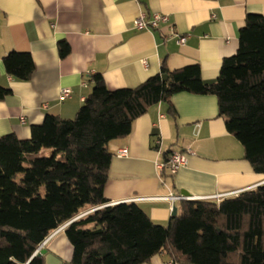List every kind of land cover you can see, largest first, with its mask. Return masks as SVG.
Instances as JSON below:
<instances>
[{
  "label": "trees",
  "instance_id": "trees-1",
  "mask_svg": "<svg viewBox=\"0 0 264 264\" xmlns=\"http://www.w3.org/2000/svg\"><path fill=\"white\" fill-rule=\"evenodd\" d=\"M243 22L237 49L223 58L214 82L202 80L196 63L169 69L163 62L137 86L114 90L95 73L73 118L47 114L30 126L26 139L0 136V264H44L35 250L67 222L71 264H142L158 253L170 264H264V182L219 201L182 200L166 226L134 202L74 219L107 203L108 142L126 137L154 104L166 102L174 114L170 98L178 92L214 95L218 116L242 144L244 159L264 175V15L248 13ZM57 51L65 57L68 43L60 40ZM2 64L22 81L34 69L27 51H8ZM10 93L0 85V100Z\"/></svg>",
  "mask_w": 264,
  "mask_h": 264
},
{
  "label": "crops",
  "instance_id": "crops-1",
  "mask_svg": "<svg viewBox=\"0 0 264 264\" xmlns=\"http://www.w3.org/2000/svg\"><path fill=\"white\" fill-rule=\"evenodd\" d=\"M140 12L163 13L168 20L153 30L137 29L133 21ZM248 13L264 15V0H0V85L11 89L0 100V136L14 133L26 139L30 126L47 114L73 118L95 73L114 90L137 86L158 73L163 62L169 69L196 63L202 80L214 82L223 58L237 49L238 29ZM175 34L185 35V42L178 44ZM60 40L69 45L63 58L57 51ZM10 50L30 53L34 69L28 80L5 72L2 57ZM62 88L71 91L65 99L59 98ZM170 104L174 114L168 103L154 104L134 120L126 137L108 142L107 202L179 195L181 190L187 196L217 195L264 182V175L244 159L240 141L226 130L214 95L178 92ZM121 148L125 156L116 155ZM186 148L193 151L187 164L159 176L156 163ZM134 203L166 226L180 201ZM44 249V264H71L64 228ZM170 263L158 253L142 264Z\"/></svg>",
  "mask_w": 264,
  "mask_h": 264
},
{
  "label": "built area",
  "instance_id": "built-area-1",
  "mask_svg": "<svg viewBox=\"0 0 264 264\" xmlns=\"http://www.w3.org/2000/svg\"><path fill=\"white\" fill-rule=\"evenodd\" d=\"M168 20L167 15L163 14V13H159V12H154L151 14H147L145 12H140L138 14V16L135 17L133 23H134V27L137 29H144V30H153L155 28H157L160 24L162 23H166ZM174 37L176 38V42L178 44H183L186 40V36L185 35H178L175 34ZM70 89L69 88H62L60 90V95L59 98L60 99H65L70 95ZM156 143H160V139L156 140ZM193 151L191 150V148H186L184 151L181 152H172L167 159V162L164 163L162 161H159L158 163H156V168L158 170V175L162 176L164 169H167L168 172L170 174H174L180 167H183L187 164L188 161V154H192ZM127 154V150L126 148H121L119 150H117L116 155L117 156H125ZM241 191H234V192H230V193H222V194H217V195H209V196H187V195H174L172 193H170L169 195H165V196H151V197H141V196H133L130 198H127L125 200H123L124 202H136L142 199H153V200H170V201H182V200H215V201H219L220 199L227 197L228 195H236ZM120 202H107L103 205L97 206V207H93L90 208L89 210L83 212L82 214H80V216L87 214L89 212H92L96 209L102 208L104 206L107 205H114ZM69 222L61 225L60 227H58L57 229H55L53 232H51L37 247V249L35 250V253L39 250H41L42 248L45 247L46 243L48 242V240L54 235L56 234L58 231H60L61 229H63Z\"/></svg>",
  "mask_w": 264,
  "mask_h": 264
},
{
  "label": "water",
  "instance_id": "water-1",
  "mask_svg": "<svg viewBox=\"0 0 264 264\" xmlns=\"http://www.w3.org/2000/svg\"><path fill=\"white\" fill-rule=\"evenodd\" d=\"M180 193H181L182 195H186L187 192H185L184 190H181ZM175 214H176V207H173V208H172L171 215H175ZM78 217H80V215L77 216V217H75L74 219H76V218H78ZM74 219H73V220H74ZM45 251H46V250H45L44 248H42L41 250H39V251H37L36 253H34V255L37 254V255L41 256L42 254L45 253Z\"/></svg>",
  "mask_w": 264,
  "mask_h": 264
},
{
  "label": "rangeland",
  "instance_id": "rangeland-1",
  "mask_svg": "<svg viewBox=\"0 0 264 264\" xmlns=\"http://www.w3.org/2000/svg\"><path fill=\"white\" fill-rule=\"evenodd\" d=\"M51 152V150H49ZM48 150L45 152L46 155H48L50 152Z\"/></svg>",
  "mask_w": 264,
  "mask_h": 264
}]
</instances>
